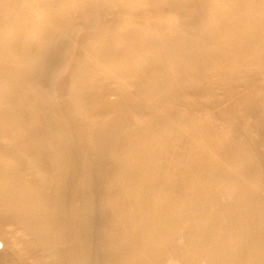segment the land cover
I'll return each instance as SVG.
<instances>
[{
  "label": "bare ground",
  "instance_id": "bare-ground-1",
  "mask_svg": "<svg viewBox=\"0 0 264 264\" xmlns=\"http://www.w3.org/2000/svg\"><path fill=\"white\" fill-rule=\"evenodd\" d=\"M0 215V264H264V0H0Z\"/></svg>",
  "mask_w": 264,
  "mask_h": 264
},
{
  "label": "rangeland",
  "instance_id": "rangeland-1",
  "mask_svg": "<svg viewBox=\"0 0 264 264\" xmlns=\"http://www.w3.org/2000/svg\"><path fill=\"white\" fill-rule=\"evenodd\" d=\"M131 1H134V0H131ZM111 2V0H110ZM109 5H104L102 10H105ZM107 12H110L112 13L111 11H104V13H107ZM133 13L135 12H139V8H136V10H133L132 11ZM89 18L88 16L82 14V13H79L78 12V15L76 17V20L74 21V24L76 25H88L89 24ZM54 38H58V39H63V37H67V34H60V33H56L54 36ZM64 77V76H62ZM106 85V84H105ZM112 91V90H111ZM110 90H107L106 91V94H105V97L109 100V101H113L116 99V96L114 93H112ZM0 220H1V215H0ZM6 249V244L3 240H0V252H2V250L4 251Z\"/></svg>",
  "mask_w": 264,
  "mask_h": 264
}]
</instances>
